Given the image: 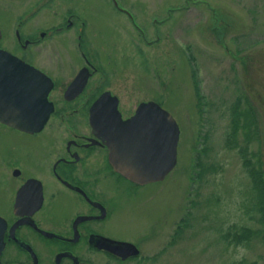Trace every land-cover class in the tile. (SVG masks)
Wrapping results in <instances>:
<instances>
[{
	"label": "rangeland",
	"instance_id": "rangeland-1",
	"mask_svg": "<svg viewBox=\"0 0 264 264\" xmlns=\"http://www.w3.org/2000/svg\"><path fill=\"white\" fill-rule=\"evenodd\" d=\"M114 2L131 12L130 32L115 31L123 14ZM67 8L88 21L93 45L102 52L109 53L113 41L124 48L131 39L132 68L120 80L127 90L129 84L135 86L138 101L159 102L179 124L175 167L162 181L128 195L145 200L160 188L169 263L264 264V221L258 218L264 219V209L255 210L258 194L249 172L256 165L264 169V0H0V46L48 69V45L21 48L14 30L32 36L59 22ZM97 27L104 36L95 34ZM55 41L63 38L51 40L62 48L63 57L76 54ZM108 65L114 68L113 61ZM67 70L65 65L59 74ZM236 107L241 114L234 135ZM249 118L254 123L245 129ZM49 135L48 130L27 137L0 129L1 142L15 147L44 142ZM196 153L203 159L202 171L194 165ZM124 197L114 210L112 229L134 238L149 225L130 201L132 212L127 214ZM4 202L0 186V206ZM175 216L176 240L171 236ZM183 217L187 219L181 223ZM240 225L251 227L248 239L233 241L231 234Z\"/></svg>",
	"mask_w": 264,
	"mask_h": 264
},
{
	"label": "flooded vegetation",
	"instance_id": "flooded-vegetation-1",
	"mask_svg": "<svg viewBox=\"0 0 264 264\" xmlns=\"http://www.w3.org/2000/svg\"><path fill=\"white\" fill-rule=\"evenodd\" d=\"M113 5L123 14L119 19L122 22L114 24L115 31L130 32L133 17L128 7L115 2ZM66 10L59 22L40 27L32 36L19 39L14 30L21 48L48 45V69L14 54L50 76L53 86L48 98L54 108L39 132H26L0 120V129L27 137L45 130L51 133L44 142L17 147L0 140V186L5 193V202L0 206L3 241L0 264H170L165 257L168 244L164 240V209L158 204L160 188L145 200L128 196L137 195L141 187L161 180L137 184L116 172L109 162V148L90 127L92 103L102 94V111H107L115 100L123 119L133 115L139 104L135 86L129 84L127 90L126 83L120 80L132 68L131 39L124 48L113 41L110 52H102L93 45L88 21L80 20V14L71 8ZM95 34L104 36L105 31L98 28ZM140 35H144L141 29ZM57 37L64 42L54 43L67 44V49L76 54L63 57L62 48L51 42ZM108 59H112L114 68L108 65L112 62ZM65 65L68 70L60 75ZM80 71L83 72L78 84L86 76L84 85L81 88L75 85L65 93ZM119 184L123 186L120 188ZM119 197H124L127 214L132 212L130 201L149 225L137 237L118 236L112 229L116 225L114 210L121 206ZM173 219L171 236L176 240V216ZM114 241L132 243L130 250L121 249L119 253L123 244Z\"/></svg>",
	"mask_w": 264,
	"mask_h": 264
},
{
	"label": "water",
	"instance_id": "water-1",
	"mask_svg": "<svg viewBox=\"0 0 264 264\" xmlns=\"http://www.w3.org/2000/svg\"><path fill=\"white\" fill-rule=\"evenodd\" d=\"M51 84L40 69L0 48V120L28 132L40 131L53 109L47 96ZM90 116L92 131L109 147L113 169L126 178L138 183L160 180L174 167L179 126L158 102H140L134 115L122 120L115 100L102 111L98 99ZM1 235L2 228L0 252Z\"/></svg>",
	"mask_w": 264,
	"mask_h": 264
},
{
	"label": "trees",
	"instance_id": "trees-1",
	"mask_svg": "<svg viewBox=\"0 0 264 264\" xmlns=\"http://www.w3.org/2000/svg\"><path fill=\"white\" fill-rule=\"evenodd\" d=\"M233 112H234L233 120H234L235 125L233 127L234 129H233L232 133L235 135L236 134V131H235L236 126L237 127L240 126L239 125V122H240L239 113H240V111H239L238 107H236V110H234ZM247 112H248V110H247ZM248 120H249V122H248ZM248 120L246 122L245 121L243 122V127L245 129H246V127L252 126L254 123V120L252 118L251 119L249 118ZM245 133H246V131H245ZM227 141L229 143V146H231V144H230L231 142H230L229 137H228ZM203 150L206 151V149H203ZM196 154H197L196 155V161H195L196 163L194 165H199V167L201 168V171H202V169H203L202 168L203 167L202 160L203 159L200 157L199 153H196ZM256 166H258V165H256ZM254 171H256V172H254ZM249 172L254 176L252 184L255 187L257 194H258L257 199H256V201L258 200L257 204L259 205L260 208L264 209V183H262V179H261V173H260L261 172V166L256 167V168L250 167ZM181 219H182L181 223H183V222H185V219H187V217H183ZM259 221L260 222L264 221V219L261 217V218H259ZM238 227L240 228V230H237L236 232H232V234H231L232 240L233 241H238V240L245 241V240H247L248 239L247 235L249 232H251V227H249V226L247 227L245 225H240ZM179 229H180V227H179ZM227 233L230 234V230H228ZM234 264H237V263H234Z\"/></svg>",
	"mask_w": 264,
	"mask_h": 264
}]
</instances>
